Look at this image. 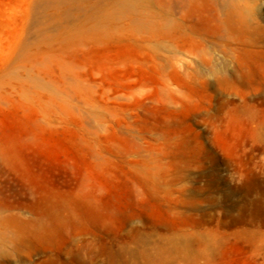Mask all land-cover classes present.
Wrapping results in <instances>:
<instances>
[{
  "label": "rangeland",
  "instance_id": "obj_1",
  "mask_svg": "<svg viewBox=\"0 0 264 264\" xmlns=\"http://www.w3.org/2000/svg\"><path fill=\"white\" fill-rule=\"evenodd\" d=\"M0 264H264V0H0Z\"/></svg>",
  "mask_w": 264,
  "mask_h": 264
}]
</instances>
